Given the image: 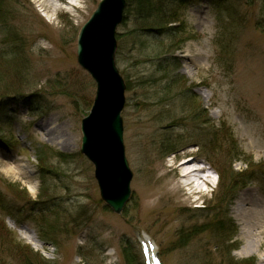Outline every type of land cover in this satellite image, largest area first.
Instances as JSON below:
<instances>
[{
	"label": "rangeland",
	"instance_id": "obj_1",
	"mask_svg": "<svg viewBox=\"0 0 264 264\" xmlns=\"http://www.w3.org/2000/svg\"><path fill=\"white\" fill-rule=\"evenodd\" d=\"M99 1L0 0V51L18 54L0 60V264H143L141 235L163 264H258L264 0H125L115 65L132 180L118 215L80 152L96 88L76 44ZM20 164L31 173H3Z\"/></svg>",
	"mask_w": 264,
	"mask_h": 264
},
{
	"label": "water",
	"instance_id": "obj_2",
	"mask_svg": "<svg viewBox=\"0 0 264 264\" xmlns=\"http://www.w3.org/2000/svg\"><path fill=\"white\" fill-rule=\"evenodd\" d=\"M125 0H100L80 29L76 44L78 66L95 82L90 113L81 121L80 152L94 167L100 197L120 214L130 197L132 172L124 153L121 112L125 86L115 67V32L123 20Z\"/></svg>",
	"mask_w": 264,
	"mask_h": 264
},
{
	"label": "bare ground",
	"instance_id": "obj_3",
	"mask_svg": "<svg viewBox=\"0 0 264 264\" xmlns=\"http://www.w3.org/2000/svg\"><path fill=\"white\" fill-rule=\"evenodd\" d=\"M219 1V0H218ZM218 1H216V3H219ZM100 2V1H99ZM99 2H98V4H99ZM183 3H185L184 1H182ZM98 4H97V6H98ZM125 7H126V1H125V6H124V9H125ZM97 8V7H96ZM124 9H123V12H124ZM95 11V10H94ZM93 11V12H94ZM123 21V20H122ZM122 21H121V23H122ZM120 23V24H121ZM119 24V25H120ZM118 25V26H119ZM118 28V27H117ZM117 30V29H116ZM115 34H116V32H115ZM116 40V39H115ZM117 45V44H116ZM114 63H115V55H114ZM116 64V63H115ZM115 67H116V65H115ZM117 69V68H116ZM83 70V69H82ZM83 71H85V70H83ZM89 76H90V78H91V75L87 72V71H85ZM119 73V72H118ZM120 75V74H119ZM122 78V77H121ZM92 79V78H91ZM93 80V79H92ZM94 81V80H93ZM122 81H123V83H124V80H123V78H122ZM95 83V82H94ZM124 86H125V83H124ZM95 88H96V86H95ZM125 90H126V86H125ZM95 93H96V89H95ZM94 98H95V94H94ZM93 101H94V99H93ZM92 105H93V103H92ZM125 105V104H124ZM92 107V106H91ZM124 109V108H123ZM91 110V109H90ZM123 111V110H122ZM89 113H90V111H89ZM88 113V114H89ZM121 114H122V112H121ZM120 117H121V124H122V130H123V119H122V115H120ZM122 135H123V131H122ZM124 146V145H123ZM124 153H125V149H124ZM126 157V156H125ZM93 166V165H92ZM94 168V167H93ZM3 173H5V174H14V175H16V174H20V173H22V174H30L31 173V169H30V167L29 166H27V165H17V166H15V167H10V166H8V165H5L4 166V168H3ZM93 176H94V172H93ZM95 179V178H94ZM96 181V180H95ZM96 184H97V182H96ZM98 186V185H97ZM33 187H34V185L33 184H30L29 185V188H31V189H33ZM98 190H99V188H98ZM99 195H100V191H99ZM20 196V195H19ZM130 198V197H129ZM20 199L22 200V201H24V198H22V195L20 196ZM100 199H101V197H100ZM101 201L104 203V201L101 199ZM129 201V200H128ZM128 201L126 202V204L128 203ZM38 202H40V201H38ZM34 203L35 204H37V201H34ZM240 203V200L237 202V204H239ZM126 204L124 205V207L126 206ZM252 204H256V202H253ZM104 205L106 206V204L104 203ZM107 207V206H106ZM108 209H110L109 207H107ZM124 209V208H123ZM258 209V207L255 205L253 208H251V210H252V212H254V211H258L257 210ZM110 211H111V209H110ZM123 211V210H122ZM112 212V211H111ZM113 213V212H112ZM122 213V212H121ZM120 213V214H121ZM256 213V212H255ZM115 214V213H114ZM117 215V214H116ZM257 215V214H256ZM258 220H260L259 222H257V224H256V229L258 230V232H257V234L255 235V236H258L259 234H261L262 232H264V218H259ZM261 222V223H260ZM0 224H2L1 222H0ZM0 227H1V225H0ZM4 228V227H3ZM254 235H252V236H254ZM140 246H141V257H142V261H143V264H163L162 263V261L160 260V258H159V256H158V248H157V246L154 244V243H152L151 242V240H150V238H148L147 236H145V235H141L140 236ZM254 248V247H253ZM258 248H259V245L258 246H256V249L254 250V251H252V254H255V253H257V250H258ZM24 249V247H20L19 249H17V251H22ZM16 251V250H15ZM251 264V263H250ZM253 264V263H252ZM258 264H264V257L261 259V261L258 263Z\"/></svg>",
	"mask_w": 264,
	"mask_h": 264
},
{
	"label": "trees",
	"instance_id": "obj_4",
	"mask_svg": "<svg viewBox=\"0 0 264 264\" xmlns=\"http://www.w3.org/2000/svg\"><path fill=\"white\" fill-rule=\"evenodd\" d=\"M1 4V3H0ZM137 4H138V6H137V11H139V10H141V9H143L144 7L142 6L143 4L142 3H140L138 0H137ZM216 6L217 5V3H215V4H213V6ZM214 6V7H215ZM215 9L217 10V12H218V15H221L222 14V10H221V8H220V6L219 5H217L216 7H215ZM166 15L168 16L169 14L168 13H166ZM220 18V17H219ZM219 21H220V19H219ZM223 22V20L221 21V23ZM4 42H3V44L4 45H10V40H9V37L7 36L4 40H3ZM12 49H10L9 50V55L11 56V57H9V58H11V59H7L8 57V55L6 56L5 55V53L4 52H1L0 51V60L1 59H3V60H9L10 62H15V61H18V60H16V59H18V54H17V52H16V50H15V48L16 47H11ZM7 57V58H6ZM198 115H200V117L201 118H205L206 117V114H205V112L203 111V113L202 114H198ZM208 134V133H207ZM206 133H204L202 136H203V138H206L207 136H211L210 134H208L207 135ZM201 136V137H202ZM208 143H209V141H208ZM239 153V151H235L234 149H233V151L231 152V154L229 155L230 157H231V155L232 154H235L236 156H238L237 154ZM232 156H234V155H232ZM23 251V254L25 255V256H28L27 255V252L25 251V249H23L22 250ZM21 254H22V252H20ZM32 262H33V259L31 260ZM29 264V263H28Z\"/></svg>",
	"mask_w": 264,
	"mask_h": 264
}]
</instances>
